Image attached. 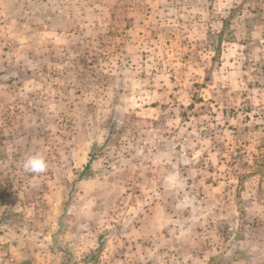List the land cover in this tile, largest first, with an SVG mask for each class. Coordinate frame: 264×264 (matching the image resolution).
<instances>
[{
	"label": "rangeland",
	"instance_id": "obj_1",
	"mask_svg": "<svg viewBox=\"0 0 264 264\" xmlns=\"http://www.w3.org/2000/svg\"><path fill=\"white\" fill-rule=\"evenodd\" d=\"M67 262L264 264V0H0V264Z\"/></svg>",
	"mask_w": 264,
	"mask_h": 264
},
{
	"label": "clouds",
	"instance_id": "obj_2",
	"mask_svg": "<svg viewBox=\"0 0 264 264\" xmlns=\"http://www.w3.org/2000/svg\"><path fill=\"white\" fill-rule=\"evenodd\" d=\"M22 167L26 173L33 176H39L47 172L48 162L46 157L42 153L37 152L28 156L24 160Z\"/></svg>",
	"mask_w": 264,
	"mask_h": 264
},
{
	"label": "trees",
	"instance_id": "obj_3",
	"mask_svg": "<svg viewBox=\"0 0 264 264\" xmlns=\"http://www.w3.org/2000/svg\"><path fill=\"white\" fill-rule=\"evenodd\" d=\"M93 257L95 258V256L93 255ZM88 260V259H87ZM66 264H78V263H76V262H74V263H66Z\"/></svg>",
	"mask_w": 264,
	"mask_h": 264
}]
</instances>
